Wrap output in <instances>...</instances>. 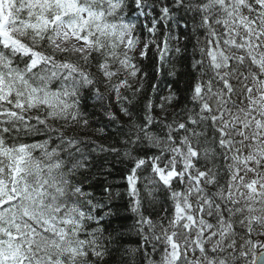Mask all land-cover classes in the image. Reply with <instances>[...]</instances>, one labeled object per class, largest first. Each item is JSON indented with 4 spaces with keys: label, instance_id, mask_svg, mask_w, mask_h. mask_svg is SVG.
<instances>
[{
    "label": "snow or ice",
    "instance_id": "6c2138e0",
    "mask_svg": "<svg viewBox=\"0 0 264 264\" xmlns=\"http://www.w3.org/2000/svg\"><path fill=\"white\" fill-rule=\"evenodd\" d=\"M0 264H264V0H0Z\"/></svg>",
    "mask_w": 264,
    "mask_h": 264
}]
</instances>
